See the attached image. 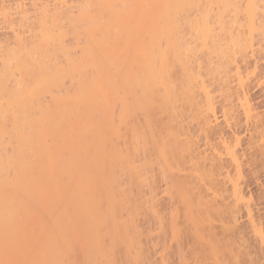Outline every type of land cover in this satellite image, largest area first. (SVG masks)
I'll return each mask as SVG.
<instances>
[{"label":"bare ground","instance_id":"6f19581e","mask_svg":"<svg viewBox=\"0 0 264 264\" xmlns=\"http://www.w3.org/2000/svg\"><path fill=\"white\" fill-rule=\"evenodd\" d=\"M5 1L0 264H264V0Z\"/></svg>","mask_w":264,"mask_h":264},{"label":"rangeland","instance_id":"374dc122","mask_svg":"<svg viewBox=\"0 0 264 264\" xmlns=\"http://www.w3.org/2000/svg\"><path fill=\"white\" fill-rule=\"evenodd\" d=\"M17 1H18V0H13V1H12V0H9V1H8V0H7V1H5V2H6V3L8 2L11 6H13V3H11V2H15V3H16ZM25 1H27V0H24V2H25ZM74 1L78 2V0H74ZM79 1H80V2H81V1L84 2V1H86V0H79ZM27 2H29V1H27ZM8 3H7V4H8ZM25 3H26V2H25ZM26 4H27V3H26ZM14 6H15V5H14ZM29 15H30V14H29ZM31 16H34V17H35V15H32V14H31ZM31 16H29V17L32 18ZM13 17L15 18V17H19V16H16V15L14 16V15H13ZM13 17H12V18H13ZM29 17H28V18H29ZM16 19H20V18H16ZM32 19H33V18H32ZM32 19H31V21H32ZM1 20H2V19H1ZM1 20H0V40H1V39L4 40V39H5V36H6V39H7V40H5V41H8V39L11 40V36H10L11 34H10V33H9L10 35H9V34H6V32H5L6 30H5V29H7V28L3 27L4 24H2ZM28 20H29V19H28ZM28 20H27V23H28ZM14 22H15V20H14ZM16 22H18V20H17ZM16 22H15V23H16ZM1 24H2V25H1ZM4 26H5V25H4ZM16 28H17V27H16ZM2 31H3V32H2ZM2 33H5V35H3ZM2 37H3V38H2ZM12 41H13V39H12ZM10 42H11V41H10ZM262 55H263V54H261V57H262ZM259 58H260V56H259ZM262 61H264V60H261L260 63L258 62V66H260V64L262 65V63H263ZM261 62H262V63H261ZM259 68H260V67H259ZM256 91H257V90H256ZM256 91H255V92H256ZM255 92H254V93H255ZM259 98H260V97H259ZM259 98L257 97L256 100L258 101ZM262 99H263V98L261 97V99H259V101L261 102ZM263 100H264V99H263ZM263 100H262V101H263ZM255 102H256V101H255ZM257 103H259V102H257ZM259 104H260V106H261V107H260V106H259V107H260L262 110H264V109H263L264 106L262 107V104L264 105V102H261V103H259ZM260 108H259V109H260ZM262 112H263V111H262ZM263 114H264V112H263ZM263 117H264V115H263ZM252 190H254V188L251 189V192H252L253 195L256 194V192H255L256 190H255V191H252ZM254 192H255V193H254Z\"/></svg>","mask_w":264,"mask_h":264}]
</instances>
